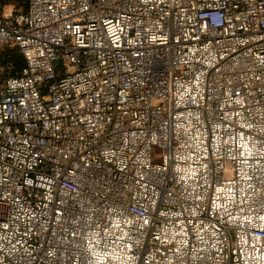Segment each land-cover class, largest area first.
Here are the masks:
<instances>
[{"label": "built area", "instance_id": "1", "mask_svg": "<svg viewBox=\"0 0 264 264\" xmlns=\"http://www.w3.org/2000/svg\"><path fill=\"white\" fill-rule=\"evenodd\" d=\"M0 47V264H264V0H0Z\"/></svg>", "mask_w": 264, "mask_h": 264}, {"label": "rangeland", "instance_id": "2", "mask_svg": "<svg viewBox=\"0 0 264 264\" xmlns=\"http://www.w3.org/2000/svg\"><path fill=\"white\" fill-rule=\"evenodd\" d=\"M26 0H5V9L6 12L9 13L12 7H15L17 10H23L26 8ZM10 57H15L18 64L21 66L23 65V56L19 49L17 48H10V47H0V72L3 74L8 75L9 73L12 74L13 72H19L20 67L13 68L8 65V59ZM159 154V150H155V155Z\"/></svg>", "mask_w": 264, "mask_h": 264}, {"label": "trees", "instance_id": "3", "mask_svg": "<svg viewBox=\"0 0 264 264\" xmlns=\"http://www.w3.org/2000/svg\"><path fill=\"white\" fill-rule=\"evenodd\" d=\"M27 2V0H26ZM4 5H5V0H4ZM26 5V4H25ZM8 65L13 67V68H16V67H20V70L23 69L24 65H25V61L23 60V65L21 66L20 64H18V62L16 61L15 57H10L8 59ZM17 73V72H16ZM12 74H15L14 72Z\"/></svg>", "mask_w": 264, "mask_h": 264}]
</instances>
